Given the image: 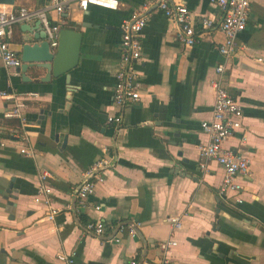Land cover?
I'll use <instances>...</instances> for the list:
<instances>
[{
	"label": "crops",
	"instance_id": "0c3cea01",
	"mask_svg": "<svg viewBox=\"0 0 264 264\" xmlns=\"http://www.w3.org/2000/svg\"><path fill=\"white\" fill-rule=\"evenodd\" d=\"M119 1L116 10L74 5L63 16L68 24L62 28L84 33L80 63L69 81L62 76L44 82L46 71L32 69L30 80L24 79L0 61V264H70L59 254L72 264L157 261L158 243L166 238L177 243L168 251L172 264H264V0L253 1L224 73L244 115L225 146L251 160V174L240 178L243 190L227 197L219 194L224 169L200 156V146L209 141L201 123L214 110L212 81L223 62L224 33L216 25L185 46L178 41V23L159 9L158 0ZM172 1L186 4L197 21L221 18L214 0ZM49 4L15 0L14 7ZM143 9L148 22L136 64L141 99L121 108L114 103L120 25ZM49 16L59 19L53 10ZM37 22L14 26L12 47L19 55L26 29ZM2 91L38 94L24 98L26 140L11 135L19 121L4 117L11 103ZM113 115H121L119 126L109 122ZM23 144L35 155L20 153ZM104 156L111 163L83 207L76 192ZM43 170L49 172L45 182ZM42 184L51 191L37 201ZM51 209L58 210L53 221L47 218ZM82 217L87 223L103 220L105 234L89 231ZM173 217L180 227L168 220Z\"/></svg>",
	"mask_w": 264,
	"mask_h": 264
},
{
	"label": "built area",
	"instance_id": "2783aa9c",
	"mask_svg": "<svg viewBox=\"0 0 264 264\" xmlns=\"http://www.w3.org/2000/svg\"><path fill=\"white\" fill-rule=\"evenodd\" d=\"M254 0H214L218 7L221 18L217 20L212 17H203L197 21L194 13L182 2L172 0H158L157 6L170 19H174L179 26L178 41L185 46H193L199 41V33L209 30L218 25L224 33V42L219 46V51L223 57L216 71L218 77L212 81L215 90V104L212 117L202 121L201 127L209 136V141L200 146V156L203 159L215 160L224 169V178L219 189V194L227 197L229 192L238 193L243 190L240 182L241 177L251 174V160L239 149L226 147V141L239 131L243 126V110L238 98L233 95L225 86L224 73L227 62L237 52V38L246 29L252 3ZM120 4L119 0H50L47 7L34 8L26 6H9L0 4V61L9 70H14L20 74L18 69L22 65L21 56L12 47L14 36V26L17 23H27L29 21H40L46 31L47 39L52 48H57L59 43V33L62 26L67 25V20L63 17L74 5L81 10H87L94 5L106 9L116 10ZM146 7V6H145ZM53 10L58 16V21H53L49 16V11ZM148 22V16L143 10L134 11L128 18L121 22V46L119 69L115 73L114 103L118 107L133 104L141 99L142 81L140 72L136 69V64L142 57L143 43L142 33ZM1 96L11 103V107L6 110L4 117L10 120L19 121V126L11 128L13 136H22L27 139L24 127L27 125L25 117L26 103L24 98L28 96H38L37 93H17L2 91ZM109 122L115 126L122 123L121 115L109 117ZM20 153L27 157L34 156L35 152L26 144L20 148ZM111 160L109 156L99 159L86 172V181L78 189L76 196L78 203L85 206L88 196L93 193L98 182L104 180L102 170L109 166ZM205 168V163H201ZM49 176L47 170H43L40 179L45 182ZM36 200L40 195L50 193L51 189L42 184ZM47 201V199L45 200ZM235 202L241 203L242 198L235 196ZM99 208V207H97ZM57 209H51L47 215L48 220L53 221L57 215ZM175 227H180L179 217L168 219ZM87 229L97 236H102L106 232V224L103 220L89 222ZM132 235L136 234L133 226L130 228ZM177 243L172 238L162 239L158 243V248L162 255L157 261L141 260L132 258L128 264H172L168 255L171 247ZM58 258L72 264L74 260L66 255L59 254Z\"/></svg>",
	"mask_w": 264,
	"mask_h": 264
},
{
	"label": "water",
	"instance_id": "95a60500",
	"mask_svg": "<svg viewBox=\"0 0 264 264\" xmlns=\"http://www.w3.org/2000/svg\"><path fill=\"white\" fill-rule=\"evenodd\" d=\"M0 4L14 6L15 0H0ZM26 33L28 36L23 40L20 51L22 65L18 69L23 78L30 80L27 73L32 69L37 72L46 71V74L41 77V81L44 82L62 76L69 81L71 72L80 63L84 33L76 28H62L57 48L50 46L40 21L34 27H28Z\"/></svg>",
	"mask_w": 264,
	"mask_h": 264
},
{
	"label": "trees",
	"instance_id": "16d2710c",
	"mask_svg": "<svg viewBox=\"0 0 264 264\" xmlns=\"http://www.w3.org/2000/svg\"><path fill=\"white\" fill-rule=\"evenodd\" d=\"M82 220H83V222L85 223V224H87V220L86 219H84L83 217H82Z\"/></svg>",
	"mask_w": 264,
	"mask_h": 264
}]
</instances>
